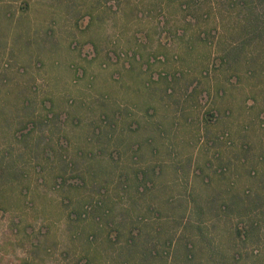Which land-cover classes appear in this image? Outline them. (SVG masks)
Returning <instances> with one entry per match:
<instances>
[{"label": "rangeland", "instance_id": "374dc122", "mask_svg": "<svg viewBox=\"0 0 264 264\" xmlns=\"http://www.w3.org/2000/svg\"><path fill=\"white\" fill-rule=\"evenodd\" d=\"M241 21L0 0V264H264V41Z\"/></svg>", "mask_w": 264, "mask_h": 264}, {"label": "trees", "instance_id": "16d2710c", "mask_svg": "<svg viewBox=\"0 0 264 264\" xmlns=\"http://www.w3.org/2000/svg\"><path fill=\"white\" fill-rule=\"evenodd\" d=\"M228 8L241 16L237 32L243 37L242 45L264 41V0H226ZM238 35V36H239ZM242 48V46L240 47ZM252 227V226H251ZM242 237L243 234L238 233ZM191 254V253H190ZM219 264H227L221 262Z\"/></svg>", "mask_w": 264, "mask_h": 264}]
</instances>
